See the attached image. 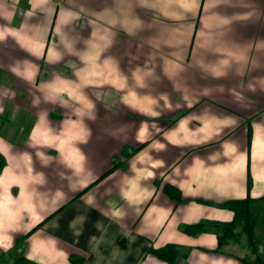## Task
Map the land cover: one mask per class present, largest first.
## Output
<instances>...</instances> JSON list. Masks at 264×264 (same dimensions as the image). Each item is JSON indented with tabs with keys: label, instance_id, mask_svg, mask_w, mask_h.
<instances>
[{
	"label": "crops",
	"instance_id": "obj_1",
	"mask_svg": "<svg viewBox=\"0 0 264 264\" xmlns=\"http://www.w3.org/2000/svg\"><path fill=\"white\" fill-rule=\"evenodd\" d=\"M4 71L0 254L24 234L39 264H168L146 250L169 242L241 264L180 225L264 193V0H0Z\"/></svg>",
	"mask_w": 264,
	"mask_h": 264
},
{
	"label": "trees",
	"instance_id": "obj_2",
	"mask_svg": "<svg viewBox=\"0 0 264 264\" xmlns=\"http://www.w3.org/2000/svg\"><path fill=\"white\" fill-rule=\"evenodd\" d=\"M249 139L250 128L248 125L247 144H249ZM125 155L126 154L124 153V156ZM2 161L3 159L0 156V165L2 164ZM115 164L117 163H113L106 172H109L111 169H113L115 167ZM105 173H102L99 177H101ZM248 183H250V176L247 175V185ZM162 190L167 196H169L176 202H180L183 200L179 189L174 185H171L170 183H164L162 185ZM76 195H74L72 198H74ZM256 203L264 205V193L256 197L245 195L241 198L226 199L216 204L218 206L228 208L231 211L230 219L216 220L203 218L199 219L196 222L182 224L180 225V229L189 234H194L202 231L212 232L216 238V247L214 248V250L223 251L221 247L229 242L240 244L246 249V252L244 254L237 255L233 252L227 253L239 259L241 261V264H264V257L256 252L253 241V224L258 216L254 211V206ZM61 207L62 205L59 208ZM58 209L51 212L44 219H46ZM260 217L264 222V211H262ZM23 238L24 234L14 240L12 247L9 250L5 251V253L0 254V264H39L22 254L21 250L23 246ZM146 251L153 254L157 258L164 260L168 264H172L176 257L186 255L188 247L169 242L157 247L149 245ZM69 260L73 264H80L82 261V257L69 256Z\"/></svg>",
	"mask_w": 264,
	"mask_h": 264
},
{
	"label": "rangeland",
	"instance_id": "obj_3",
	"mask_svg": "<svg viewBox=\"0 0 264 264\" xmlns=\"http://www.w3.org/2000/svg\"><path fill=\"white\" fill-rule=\"evenodd\" d=\"M12 79H13V77L10 74L6 75V71L0 72V83H4L5 84V82L7 81L6 83L9 84ZM254 207H255L254 211H255L256 214L262 213V211H264V205H262V204L257 203ZM244 248H245L244 246H241L240 249L239 248L238 249L234 248L233 250H234V252L242 255V254H244L246 252V249H245V252H244Z\"/></svg>",
	"mask_w": 264,
	"mask_h": 264
}]
</instances>
